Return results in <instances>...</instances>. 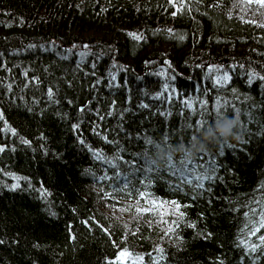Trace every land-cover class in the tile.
<instances>
[{"label":"trees","instance_id":"16d2710c","mask_svg":"<svg viewBox=\"0 0 264 264\" xmlns=\"http://www.w3.org/2000/svg\"><path fill=\"white\" fill-rule=\"evenodd\" d=\"M261 237V0H0V264H264Z\"/></svg>","mask_w":264,"mask_h":264},{"label":"rangeland","instance_id":"374dc122","mask_svg":"<svg viewBox=\"0 0 264 264\" xmlns=\"http://www.w3.org/2000/svg\"><path fill=\"white\" fill-rule=\"evenodd\" d=\"M123 203L124 204H121L120 206H117L116 208L117 217H119L118 219H121V220L128 218L132 214L131 210L133 209V207H136L135 205L138 204L137 202H134V201H124ZM152 205L156 208L155 218L158 221L162 218V216L165 217L170 214L178 213V210L176 208L177 204L173 201L157 200V201H154ZM138 206H142V205L138 204Z\"/></svg>","mask_w":264,"mask_h":264},{"label":"clouds","instance_id":"9594fccd","mask_svg":"<svg viewBox=\"0 0 264 264\" xmlns=\"http://www.w3.org/2000/svg\"><path fill=\"white\" fill-rule=\"evenodd\" d=\"M218 130L222 135L228 136L231 134V125L230 123L225 122L224 124L218 126Z\"/></svg>","mask_w":264,"mask_h":264},{"label":"snow or ice","instance_id":"6c2138e0","mask_svg":"<svg viewBox=\"0 0 264 264\" xmlns=\"http://www.w3.org/2000/svg\"><path fill=\"white\" fill-rule=\"evenodd\" d=\"M261 3H264V0H261ZM261 239H264V237H261Z\"/></svg>","mask_w":264,"mask_h":264}]
</instances>
